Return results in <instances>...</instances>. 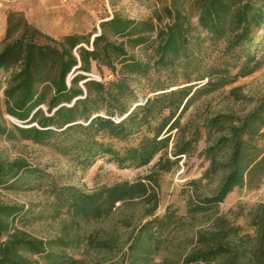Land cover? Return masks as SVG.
I'll use <instances>...</instances> for the list:
<instances>
[{
    "label": "trees",
    "instance_id": "16d2710c",
    "mask_svg": "<svg viewBox=\"0 0 264 264\" xmlns=\"http://www.w3.org/2000/svg\"><path fill=\"white\" fill-rule=\"evenodd\" d=\"M100 26L92 41L91 36L79 34L54 38L28 23L21 13H7L0 44V138L18 136L51 147L55 135L93 130L122 138L153 121L152 137H143L120 160L141 167L160 154L148 175L90 195L76 194L66 202L71 219L97 226L77 236L85 254L93 256L96 264H264V204L245 213L241 208L217 212L234 189L257 188L263 181L264 97L240 117L206 118L202 126L192 129L189 139L174 144L173 161L166 156L171 131L179 132L180 115L197 95L256 70V64L247 66L251 52L264 48V0H168L152 18L137 22L117 14ZM108 30L120 41H109ZM205 41L223 42L225 53L230 54L245 45V59L234 76L201 69L199 55ZM140 46L147 47L145 61L135 55ZM92 64L109 70L113 79L80 85L87 79L82 73H89ZM204 77L207 81L202 85L175 91L163 88L170 78L190 83ZM141 80L148 82L147 90L154 94L138 104L131 84ZM7 116L15 123L5 120ZM201 133L205 147L200 155L209 165L200 179L187 184L184 213L168 207L161 217L155 216L160 202L158 173L176 165ZM78 142L76 137L70 150L75 151ZM81 142L87 148L97 145L87 139ZM94 155L87 152L86 158ZM26 172L24 162L0 159V186ZM221 173L214 189L208 184L200 190L204 181L211 183ZM19 212L15 206L0 205V264H41L34 256L51 260L49 264L84 263L62 254L52 258L47 250L51 242L12 229L10 220ZM238 217L244 226L236 223ZM104 222L105 228L100 226Z\"/></svg>",
    "mask_w": 264,
    "mask_h": 264
},
{
    "label": "rangeland",
    "instance_id": "374dc122",
    "mask_svg": "<svg viewBox=\"0 0 264 264\" xmlns=\"http://www.w3.org/2000/svg\"><path fill=\"white\" fill-rule=\"evenodd\" d=\"M167 1L18 0L13 3H0V44L4 37L8 12L21 13L28 23L54 38L68 34L89 35L92 38L101 32V23L111 20L117 14L123 19L141 22L152 18ZM107 36L109 41H120L111 30L107 31ZM260 46L261 42L258 44V47ZM146 48L140 46L135 50V55L140 60L145 61ZM224 48L225 44L221 41H205L199 55L201 69L211 70L216 74L227 71L231 77L234 76L245 59L246 47L244 45L235 49L233 54H230L231 51L225 53ZM250 58L252 60L247 69L252 67V64H256L257 68L254 72L244 77H237L224 87L210 86L197 95L189 107L181 113L179 132L173 130L170 133L167 158L174 160L171 156L174 144L189 139L192 129L202 126L206 118L217 114L240 117L250 112L264 97V48L261 51L256 48L251 52ZM77 74L79 72L71 73L68 78L72 79ZM82 75L87 79L80 85L87 80L106 83L113 79L109 70L104 67L97 69L95 64H92L89 73ZM206 81L205 77L190 83L183 78H170L163 88H166L164 91H175L186 86L202 85ZM131 86L135 88L134 98L138 104H142L145 97L154 94L147 90L146 80L132 83ZM171 109H174L172 105ZM163 113L166 115L167 112L163 111ZM179 113L180 109L175 113V117ZM138 117L140 118V115ZM5 120L15 123L14 119L8 116ZM154 126L155 122L152 121L149 126L133 129L122 138H115L107 133H94L93 130L89 134L80 135L72 132L69 135H55L51 137V147L23 141L18 136L10 140L0 138V159L7 162L20 160L29 170L14 182L0 186V205L15 206L20 209L19 214L10 220L11 228L25 232L38 240L51 242L47 250L52 258L53 255L62 254L76 261H84L81 264H96L93 256L85 254L83 246L77 242V236H83L85 232H91L97 226L85 225L80 220L71 219L66 209V202L76 194L90 195L117 183L142 180L148 175L160 154L151 163L141 167L130 165L127 160L124 162L120 160L125 157V151L136 147L143 137H152ZM76 137L79 138V142L76 143L77 149L72 151L71 143ZM204 137V133H201V139L186 155L180 156L176 165L169 171L158 173L160 202L155 216L161 217L168 207L177 209L179 215L184 213L185 200L189 194L187 184L200 179L209 165V162L200 155L205 147ZM84 139L97 145L87 148L81 142ZM261 145L264 146V137ZM87 152L96 155L92 159H87ZM220 159L224 160V156ZM222 177L221 173L212 178L211 183L204 181L200 190L206 189L208 184H210L209 189H214ZM257 204H264V178L257 188L234 189L218 205L217 212L221 214L230 210L238 212L241 208L245 213L247 209ZM236 223L240 226L245 224L242 217H238ZM100 226L105 228L107 223L104 222ZM32 258L41 264L51 262L36 256Z\"/></svg>",
    "mask_w": 264,
    "mask_h": 264
},
{
    "label": "built area",
    "instance_id": "2783aa9c",
    "mask_svg": "<svg viewBox=\"0 0 264 264\" xmlns=\"http://www.w3.org/2000/svg\"><path fill=\"white\" fill-rule=\"evenodd\" d=\"M16 1H18V0H0V3H13Z\"/></svg>",
    "mask_w": 264,
    "mask_h": 264
},
{
    "label": "water",
    "instance_id": "95a60500",
    "mask_svg": "<svg viewBox=\"0 0 264 264\" xmlns=\"http://www.w3.org/2000/svg\"><path fill=\"white\" fill-rule=\"evenodd\" d=\"M92 40H93V37L91 38V41H92ZM73 102H74V101H73ZM73 102H72V103H73Z\"/></svg>",
    "mask_w": 264,
    "mask_h": 264
}]
</instances>
